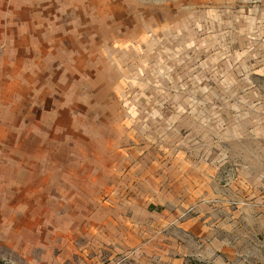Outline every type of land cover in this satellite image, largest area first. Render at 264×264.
Returning <instances> with one entry per match:
<instances>
[{"label":"crops","instance_id":"obj_1","mask_svg":"<svg viewBox=\"0 0 264 264\" xmlns=\"http://www.w3.org/2000/svg\"><path fill=\"white\" fill-rule=\"evenodd\" d=\"M33 1L38 118L16 165L46 187L47 227L78 216L88 262L120 241L131 264H181L230 248L239 204L264 226V3ZM60 180L82 211L54 215Z\"/></svg>","mask_w":264,"mask_h":264},{"label":"rangeland","instance_id":"obj_2","mask_svg":"<svg viewBox=\"0 0 264 264\" xmlns=\"http://www.w3.org/2000/svg\"><path fill=\"white\" fill-rule=\"evenodd\" d=\"M162 1L165 0H118L124 6L135 4V9L145 3ZM216 1L211 0L215 5ZM220 3L248 7L260 5L264 0H219ZM35 11L33 0H0V264H96L87 261L94 257L95 246L82 235L77 225L78 216L68 219L64 228H61L62 220L53 222L61 227H47L51 219H46L44 213L52 204L47 200L46 187L41 183L36 189L35 182L29 186L30 181L27 183L24 179L20 185L21 170L16 165L21 159L20 133L32 129L31 118H38L31 89L36 79L30 64L35 50L30 41L31 26L36 25L43 12L36 14ZM42 93L45 99V92ZM89 113H93L92 109ZM262 159L264 162V156ZM61 182L55 181V185ZM58 189L53 191L59 194V203L53 205L54 215L62 211V207L66 212L82 211L79 209L82 204L61 198L62 186ZM65 196H68V188ZM229 205L237 207L235 202ZM239 205L247 215L225 236L230 248L206 250L204 246H196L195 250L183 249L181 264H264V226L252 218L256 207L248 202ZM113 245L117 253L104 263L131 264L122 243L116 241Z\"/></svg>","mask_w":264,"mask_h":264}]
</instances>
